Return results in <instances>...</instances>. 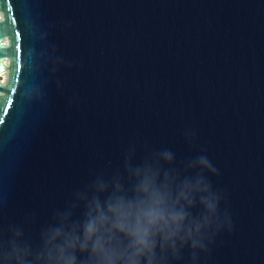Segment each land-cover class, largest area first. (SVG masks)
<instances>
[{
  "label": "water",
  "instance_id": "obj_1",
  "mask_svg": "<svg viewBox=\"0 0 264 264\" xmlns=\"http://www.w3.org/2000/svg\"><path fill=\"white\" fill-rule=\"evenodd\" d=\"M0 76L5 223L35 236L135 142L217 168L202 264H264V0H0Z\"/></svg>",
  "mask_w": 264,
  "mask_h": 264
},
{
  "label": "clouds",
  "instance_id": "obj_2",
  "mask_svg": "<svg viewBox=\"0 0 264 264\" xmlns=\"http://www.w3.org/2000/svg\"><path fill=\"white\" fill-rule=\"evenodd\" d=\"M194 136L185 130L188 143ZM217 175L204 154L178 162L170 149L132 142L35 236V214L5 223L0 204V264H202L217 237L233 231Z\"/></svg>",
  "mask_w": 264,
  "mask_h": 264
},
{
  "label": "trees",
  "instance_id": "obj_3",
  "mask_svg": "<svg viewBox=\"0 0 264 264\" xmlns=\"http://www.w3.org/2000/svg\"><path fill=\"white\" fill-rule=\"evenodd\" d=\"M4 16L10 17L9 13L6 11L4 14Z\"/></svg>",
  "mask_w": 264,
  "mask_h": 264
},
{
  "label": "rangeland",
  "instance_id": "obj_4",
  "mask_svg": "<svg viewBox=\"0 0 264 264\" xmlns=\"http://www.w3.org/2000/svg\"><path fill=\"white\" fill-rule=\"evenodd\" d=\"M3 80V77L2 76H0V81H2Z\"/></svg>",
  "mask_w": 264,
  "mask_h": 264
}]
</instances>
